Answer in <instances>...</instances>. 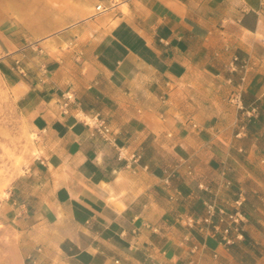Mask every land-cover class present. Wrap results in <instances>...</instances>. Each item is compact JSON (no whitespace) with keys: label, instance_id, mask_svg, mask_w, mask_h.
<instances>
[{"label":"crops","instance_id":"obj_1","mask_svg":"<svg viewBox=\"0 0 264 264\" xmlns=\"http://www.w3.org/2000/svg\"><path fill=\"white\" fill-rule=\"evenodd\" d=\"M18 1L40 18L48 5ZM99 2L112 7L4 52L36 136L0 202L14 264H264V0ZM67 91L76 101L63 114ZM239 194L234 244L179 220L203 217L207 201L231 209Z\"/></svg>","mask_w":264,"mask_h":264},{"label":"rangeland","instance_id":"obj_2","mask_svg":"<svg viewBox=\"0 0 264 264\" xmlns=\"http://www.w3.org/2000/svg\"><path fill=\"white\" fill-rule=\"evenodd\" d=\"M45 1L48 4L46 8L39 6L42 10L40 18L36 10H27L26 14L21 15L22 6L18 0H0V202L6 197L12 180L23 172L36 152V136L31 130L28 117L19 110L7 79V70L12 71L13 66L5 61L4 52L19 47L18 45L28 44L34 39L50 38L67 24L88 19L96 5V0ZM2 9L10 13L7 14ZM9 27L14 30L7 34ZM8 37L17 46H8ZM3 40L5 44L2 43ZM36 53L29 48L26 51L28 58L35 57ZM233 93L234 91L229 92L225 100L229 104H234L230 101ZM30 134H33L34 139H30ZM10 239L0 224V264L15 262L10 252Z\"/></svg>","mask_w":264,"mask_h":264},{"label":"built area","instance_id":"obj_3","mask_svg":"<svg viewBox=\"0 0 264 264\" xmlns=\"http://www.w3.org/2000/svg\"><path fill=\"white\" fill-rule=\"evenodd\" d=\"M112 7L105 6L101 2L96 4L94 10L95 14H99L109 10ZM31 45H34L32 43ZM237 57H233L230 63L229 69L231 71H237L238 67L235 62ZM16 63H18L16 61ZM239 69H243V65L240 66ZM17 70L23 74V69L17 66ZM245 69H243V72ZM244 80V74L241 77ZM76 101L75 94L73 92L67 91L62 93L61 101H60V110L63 114H68L71 105ZM230 101L237 105V107L242 108L240 102L239 94L233 93ZM254 109L247 111V116H252L254 114ZM76 118L80 120L85 125L97 130L102 135L106 136L109 134L110 130L105 122V120L97 113L95 114H85L82 111H78L76 113ZM119 155L123 156L122 151H119ZM244 201L243 195L239 194L237 198L232 203L231 209H226L223 206H218L214 201H207L204 203V216L203 217H193L190 215H183L179 217L180 222L188 227H193L195 225L200 224L201 222H205L211 225L212 234L219 235L220 241L222 244L229 246L234 244L236 241H240L243 239V228L242 224L245 221V215L242 211V203ZM197 248L194 246L191 252H194ZM189 260L183 264H190Z\"/></svg>","mask_w":264,"mask_h":264},{"label":"bare ground","instance_id":"obj_4","mask_svg":"<svg viewBox=\"0 0 264 264\" xmlns=\"http://www.w3.org/2000/svg\"><path fill=\"white\" fill-rule=\"evenodd\" d=\"M29 136H30V139H34L33 134H30ZM1 191H2V190H1Z\"/></svg>","mask_w":264,"mask_h":264}]
</instances>
